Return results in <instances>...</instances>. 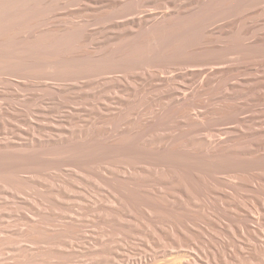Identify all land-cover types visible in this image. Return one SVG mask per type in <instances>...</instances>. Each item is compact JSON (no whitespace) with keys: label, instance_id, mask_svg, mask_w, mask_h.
Returning a JSON list of instances; mask_svg holds the SVG:
<instances>
[{"label":"bare ground","instance_id":"1","mask_svg":"<svg viewBox=\"0 0 264 264\" xmlns=\"http://www.w3.org/2000/svg\"><path fill=\"white\" fill-rule=\"evenodd\" d=\"M0 264H264V0H0Z\"/></svg>","mask_w":264,"mask_h":264}]
</instances>
